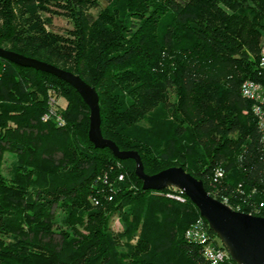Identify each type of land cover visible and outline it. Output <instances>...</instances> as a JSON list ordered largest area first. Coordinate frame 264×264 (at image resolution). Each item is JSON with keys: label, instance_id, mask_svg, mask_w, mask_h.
Returning a JSON list of instances; mask_svg holds the SVG:
<instances>
[{"label": "trees", "instance_id": "trees-1", "mask_svg": "<svg viewBox=\"0 0 264 264\" xmlns=\"http://www.w3.org/2000/svg\"><path fill=\"white\" fill-rule=\"evenodd\" d=\"M0 47L94 87L103 136L146 174L182 167L264 217L262 135L242 94L264 88V0H0ZM51 96L66 99L63 126L44 121ZM89 118L64 80L1 60L0 264H209L185 238L196 206L145 191L134 160L90 142Z\"/></svg>", "mask_w": 264, "mask_h": 264}, {"label": "water", "instance_id": "water-1", "mask_svg": "<svg viewBox=\"0 0 264 264\" xmlns=\"http://www.w3.org/2000/svg\"><path fill=\"white\" fill-rule=\"evenodd\" d=\"M1 60L53 74L70 84L90 109L89 140L96 148H108L121 160H134L136 175L143 182L145 191H162L167 188L181 190L196 206L200 216L208 222L235 263L264 264V217L236 211L212 197L205 189L203 181L196 179L182 167H172L154 175L146 174L138 152L122 151L115 142L103 136L99 94L80 76L2 47L0 64Z\"/></svg>", "mask_w": 264, "mask_h": 264}, {"label": "built area", "instance_id": "built-area-1", "mask_svg": "<svg viewBox=\"0 0 264 264\" xmlns=\"http://www.w3.org/2000/svg\"><path fill=\"white\" fill-rule=\"evenodd\" d=\"M242 94L245 98L254 102L253 114L261 131V141L264 148V88L254 82L246 81L242 86ZM48 106L49 109L44 116V121L54 117L56 123L59 126H63L64 120L60 110L64 108L60 98L51 96L48 101ZM224 177L225 171L222 168H218L214 172L213 181L219 184ZM120 180H122V178H120ZM179 191L184 194L181 190ZM179 199L184 201L181 197H179ZM259 208L264 210V202L260 204ZM210 230L211 228L208 222L203 217H200L187 229L185 238L200 245L203 257L209 264H237L231 259L227 249L224 248L222 243L217 242L216 239L212 237Z\"/></svg>", "mask_w": 264, "mask_h": 264}, {"label": "rangeland", "instance_id": "rangeland-1", "mask_svg": "<svg viewBox=\"0 0 264 264\" xmlns=\"http://www.w3.org/2000/svg\"><path fill=\"white\" fill-rule=\"evenodd\" d=\"M93 12L96 14L98 11L95 9V10H93ZM53 23H54L53 29L55 31L61 32L62 30L70 27V24L65 19H63L62 17H58V16L53 17ZM59 97H60V101L62 103V106L65 109V107L67 105L66 99L63 96H59ZM5 159H6L5 168H7L9 166V164L11 163V161L13 160V157L10 154H6ZM115 219H116V217L112 220V228H116L115 224H117V223H115Z\"/></svg>", "mask_w": 264, "mask_h": 264}]
</instances>
